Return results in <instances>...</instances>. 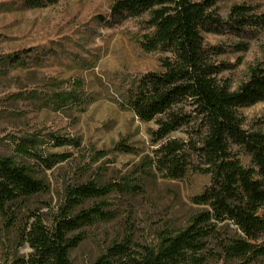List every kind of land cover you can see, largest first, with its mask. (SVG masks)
I'll return each mask as SVG.
<instances>
[{
	"label": "rangeland",
	"instance_id": "374dc122",
	"mask_svg": "<svg viewBox=\"0 0 264 264\" xmlns=\"http://www.w3.org/2000/svg\"><path fill=\"white\" fill-rule=\"evenodd\" d=\"M115 1L0 0V156L18 158L16 142L29 137L38 154L59 159L51 168L25 159L48 186L31 199L30 208L50 224L68 185L116 184L106 197L82 204H98L110 217L81 229L85 240L70 252L73 264L92 263L125 235L154 245L163 230L183 228L201 209L191 197L209 182L197 172L194 153L182 178L157 167L164 139L157 140L156 121L140 120L129 99L142 76L162 70L167 54L143 49L141 41L150 32L147 17L114 16ZM240 6L243 14L236 11ZM210 11L222 24L202 33L208 59L219 68L217 80L237 90L254 68L264 74V0H215ZM9 56L21 62L10 65ZM237 113L244 129L264 131V99L238 107ZM172 138L185 139V128ZM119 142L132 151L119 149ZM232 152L249 166L239 148ZM28 250L3 229L0 218V264H18Z\"/></svg>",
	"mask_w": 264,
	"mask_h": 264
},
{
	"label": "trees",
	"instance_id": "16d2710c",
	"mask_svg": "<svg viewBox=\"0 0 264 264\" xmlns=\"http://www.w3.org/2000/svg\"><path fill=\"white\" fill-rule=\"evenodd\" d=\"M215 0H116L114 16H146L150 32L141 46L165 52L162 70L139 80L129 99L130 109L142 121L155 120L154 133L161 140L157 167L171 178L189 170V154L199 158L197 172L209 177L203 190L191 197L200 206L190 221L176 230H163L159 242H134L125 235L105 247L90 264H264V131L242 126L237 108L264 99V74L254 68L237 90L217 80L219 68L208 58L203 32L217 31L222 22L210 8ZM238 13L244 7H236ZM11 64L21 62L9 56ZM185 128V139H169ZM34 139L16 142L19 153L0 156V218L2 227L29 249L18 264H73L70 252L84 240L81 229L107 221L109 213L98 204L83 208L89 199L104 198L116 189L90 181L66 187V199L50 224L30 208V201L48 191L25 161L35 158L46 168L59 159L35 151ZM60 140L59 145L64 144ZM125 143L118 148L126 151ZM236 146L249 166L232 152ZM133 187V185H127ZM126 191H129L128 189Z\"/></svg>",
	"mask_w": 264,
	"mask_h": 264
}]
</instances>
